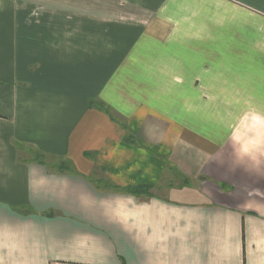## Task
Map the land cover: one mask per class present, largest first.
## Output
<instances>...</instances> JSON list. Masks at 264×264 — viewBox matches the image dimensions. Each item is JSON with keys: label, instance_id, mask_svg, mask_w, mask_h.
<instances>
[{"label": "crops", "instance_id": "0c3cea01", "mask_svg": "<svg viewBox=\"0 0 264 264\" xmlns=\"http://www.w3.org/2000/svg\"><path fill=\"white\" fill-rule=\"evenodd\" d=\"M0 264H264V0H0Z\"/></svg>", "mask_w": 264, "mask_h": 264}, {"label": "trees", "instance_id": "16d2710c", "mask_svg": "<svg viewBox=\"0 0 264 264\" xmlns=\"http://www.w3.org/2000/svg\"><path fill=\"white\" fill-rule=\"evenodd\" d=\"M105 185L109 186V184H105ZM126 191L133 193L135 195H143V194H148L150 190L144 187H137V188H128L126 189Z\"/></svg>", "mask_w": 264, "mask_h": 264}, {"label": "rangeland", "instance_id": "374dc122", "mask_svg": "<svg viewBox=\"0 0 264 264\" xmlns=\"http://www.w3.org/2000/svg\"><path fill=\"white\" fill-rule=\"evenodd\" d=\"M104 186H106V185L104 184Z\"/></svg>", "mask_w": 264, "mask_h": 264}]
</instances>
